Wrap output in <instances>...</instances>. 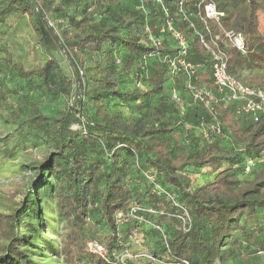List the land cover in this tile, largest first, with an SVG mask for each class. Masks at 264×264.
<instances>
[{
    "label": "trees",
    "instance_id": "1",
    "mask_svg": "<svg viewBox=\"0 0 264 264\" xmlns=\"http://www.w3.org/2000/svg\"><path fill=\"white\" fill-rule=\"evenodd\" d=\"M80 1L0 0V30L12 16L26 17L47 56L27 69L0 44V118L14 135L52 150L21 203L0 214V264H42L29 251L37 240L47 244L32 223L40 193L68 226L59 252L73 254L67 264H264V114L254 121L224 104L200 42L216 41L228 72L238 78L248 70L238 79L264 90V0H94L77 19L66 9ZM207 3L223 14L218 20L205 18ZM166 21L186 43L191 79L147 57L177 54L171 33H160ZM229 31L243 35L244 52ZM58 52L72 68L75 96L52 115L40 108L47 86L55 101L68 94ZM8 80L28 91L12 106ZM189 82L216 102L194 101ZM129 104L143 110L133 122L122 120ZM88 242L102 245L105 257Z\"/></svg>",
    "mask_w": 264,
    "mask_h": 264
},
{
    "label": "rangeland",
    "instance_id": "2",
    "mask_svg": "<svg viewBox=\"0 0 264 264\" xmlns=\"http://www.w3.org/2000/svg\"><path fill=\"white\" fill-rule=\"evenodd\" d=\"M62 1L56 0V3ZM93 2L94 0H81L71 8L66 9V12L80 19V17L91 13L90 11L94 7ZM91 21L95 23L94 21L99 20L92 18ZM51 25H55V22L51 21ZM0 44L10 50L14 61L21 62L27 69L42 64L47 59L44 50L37 44L26 17L12 16L6 20L5 25L0 30ZM56 57L65 76L69 79V83L67 96L58 101L52 99L48 94L54 87L53 85L49 84L45 89L44 101L40 108L44 113L52 115H57L70 106L74 102L75 96V80L68 58L61 52L56 53ZM248 72V70L244 71L238 78L243 77ZM7 84L14 89L13 96L8 97L11 106L14 99L22 101V95L28 93L25 88L20 87V84L13 80H8ZM133 105L129 104L126 109L122 110L123 121L133 122L143 111H137ZM7 109L9 110L11 107H7ZM75 128H77L76 125L73 126V129ZM29 138L14 135L13 127L0 118V214L9 213L21 203L25 192L32 184L36 183L40 163L52 151L44 144H33L32 138ZM238 147L239 145H237ZM50 181H53L52 178ZM39 190L38 188L37 192ZM36 199L40 203V211L39 217L32 223L40 234L38 239L46 241L47 244L37 240L29 251L36 253L34 259L42 264H67L72 259L73 254L59 252L66 240L69 231L68 226L63 220L58 219L54 200L47 201L42 193ZM24 235L27 237L30 232L26 231ZM5 244L6 242L0 238V247ZM39 250L41 251L39 252ZM228 264H245V262L233 260Z\"/></svg>",
    "mask_w": 264,
    "mask_h": 264
},
{
    "label": "built area",
    "instance_id": "3",
    "mask_svg": "<svg viewBox=\"0 0 264 264\" xmlns=\"http://www.w3.org/2000/svg\"><path fill=\"white\" fill-rule=\"evenodd\" d=\"M157 1L161 2V0ZM181 4L182 3H179L180 6ZM203 11L206 19L218 20V18L223 15L216 11L215 6L212 3L204 5ZM165 31L170 32L176 40L178 46L177 54H159L154 52L147 57H157L167 66L170 73H183L191 79V77L196 74V69L187 61V48L182 35L171 26L170 21H166L165 27L160 30V33H164ZM147 32L149 33L148 30ZM225 36L239 51L244 52V37L241 33L229 31ZM148 40L154 47H158L161 43L160 38L154 37L151 34L148 35ZM200 42L204 49L210 54L214 85L216 86L217 91L221 94V99L224 104L228 105L233 103L235 104V112L237 115H250L253 117L254 121H258L260 116L264 114V90L247 86L228 72L226 53L218 46L216 41H206L203 37H200ZM187 87L191 90L192 99L194 101H200L206 107H210L212 102H216L215 97L210 90L198 86L193 87L191 82L188 83ZM174 98H176L175 95ZM251 165L252 161L248 160L245 168L246 171L249 170ZM148 179L153 181L152 177H148ZM137 211H139L138 208H132L130 215L134 217ZM120 216L121 215L119 214L118 217ZM181 219L184 221V218ZM156 228L159 229V227ZM87 249L94 255L105 257V248L96 242H88ZM125 257H130V255L125 252L119 260L122 261ZM143 257L153 259L147 255H144ZM172 264H188V262L186 260H181L175 261Z\"/></svg>",
    "mask_w": 264,
    "mask_h": 264
}]
</instances>
